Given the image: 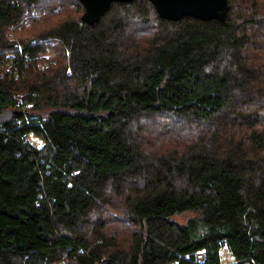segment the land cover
<instances>
[{
  "label": "trees",
  "instance_id": "trees-1",
  "mask_svg": "<svg viewBox=\"0 0 264 264\" xmlns=\"http://www.w3.org/2000/svg\"><path fill=\"white\" fill-rule=\"evenodd\" d=\"M39 1L0 0V264H264V0L24 28Z\"/></svg>",
  "mask_w": 264,
  "mask_h": 264
},
{
  "label": "water",
  "instance_id": "water-1",
  "mask_svg": "<svg viewBox=\"0 0 264 264\" xmlns=\"http://www.w3.org/2000/svg\"><path fill=\"white\" fill-rule=\"evenodd\" d=\"M84 10L81 19L92 24L107 10L112 1L130 0H80ZM161 17L176 20L183 15H192L200 19L215 18L225 20L228 10L227 0H150ZM9 116L8 111L0 113V124Z\"/></svg>",
  "mask_w": 264,
  "mask_h": 264
},
{
  "label": "rangeland",
  "instance_id": "rangeland-1",
  "mask_svg": "<svg viewBox=\"0 0 264 264\" xmlns=\"http://www.w3.org/2000/svg\"><path fill=\"white\" fill-rule=\"evenodd\" d=\"M68 1L71 2L73 0H40L38 4L43 5V7L49 10L47 12L41 11L40 16H37L38 21L34 24H30V23L25 24L24 28L33 26V28L38 31L44 28L43 25L44 22H49L53 24L54 22H56L57 19H63L69 17L76 18L80 11V7L76 5L75 2L74 4L67 6L66 3ZM52 7H57V9L54 10L52 9ZM134 33L137 34V36H135L137 43L140 40L145 41L144 39L149 36L148 34L149 32L147 30H143V32L141 33L139 31L134 30ZM46 49H47L46 53L49 55L48 59L53 61V63L50 64L52 69H56L58 63L61 64L65 63V55H67V53L63 54L64 52L63 49L56 42L54 43L49 42V44L46 45ZM158 121L160 122V120ZM165 121L169 123L168 120L165 119ZM28 139L34 144L40 145L42 143V141L35 135H29ZM156 141L157 140H153V142ZM189 215L190 213H184L178 217H175V219L178 221H183ZM219 255H220L221 264H232L233 256L226 246L220 247Z\"/></svg>",
  "mask_w": 264,
  "mask_h": 264
},
{
  "label": "built area",
  "instance_id": "built-area-1",
  "mask_svg": "<svg viewBox=\"0 0 264 264\" xmlns=\"http://www.w3.org/2000/svg\"><path fill=\"white\" fill-rule=\"evenodd\" d=\"M205 257L204 251L203 250H197L195 252V258L198 261H202ZM168 264H180L177 260H172L171 262H169Z\"/></svg>",
  "mask_w": 264,
  "mask_h": 264
}]
</instances>
